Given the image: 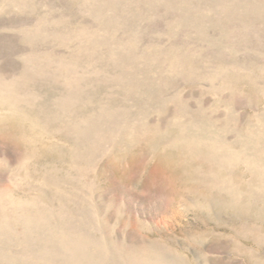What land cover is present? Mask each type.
Listing matches in <instances>:
<instances>
[{"label":"rangeland","instance_id":"rangeland-1","mask_svg":"<svg viewBox=\"0 0 264 264\" xmlns=\"http://www.w3.org/2000/svg\"><path fill=\"white\" fill-rule=\"evenodd\" d=\"M147 262L264 264V0H0V264Z\"/></svg>","mask_w":264,"mask_h":264},{"label":"bare ground","instance_id":"bare-ground-1","mask_svg":"<svg viewBox=\"0 0 264 264\" xmlns=\"http://www.w3.org/2000/svg\"><path fill=\"white\" fill-rule=\"evenodd\" d=\"M145 256V255H144ZM146 259V258H145ZM149 262H147V263H145V264H148ZM155 264H157V263H155Z\"/></svg>","mask_w":264,"mask_h":264}]
</instances>
